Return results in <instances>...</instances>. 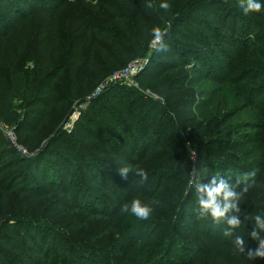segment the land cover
Listing matches in <instances>:
<instances>
[{
  "label": "trees",
  "instance_id": "trees-1",
  "mask_svg": "<svg viewBox=\"0 0 264 264\" xmlns=\"http://www.w3.org/2000/svg\"><path fill=\"white\" fill-rule=\"evenodd\" d=\"M80 1L85 3L86 0H0V53L5 49L8 38L12 37L13 32L14 37L18 39L23 30L27 31L31 23L29 18L36 12L49 11L53 15H57L68 3L70 6H74ZM135 1L137 0H99L100 7L104 10L102 12L103 25L88 24L86 26L92 35L93 42H84L87 49L83 48L78 54L70 55L69 61L74 62L70 69V79H72L70 83L75 82L76 78L73 75H76L75 69L81 66L82 60L100 61L94 66L99 70V73L92 79L95 81L94 84L98 85L113 71L124 66L127 61L144 57L152 39L151 33L150 35L147 33V23H154V26L168 28V34L164 39L169 48L164 52L156 50L152 52L148 67L138 76L137 81L143 86L155 84L153 71L157 69L160 71L159 77L161 78L174 73L187 72L188 74H181L185 75L182 76V79L187 87H194L201 83L207 85L209 76L206 70L210 68V65L212 66L211 59L220 61V57H222L220 52L229 51L235 60L233 68L227 74V77L229 75L228 79L219 80L213 84V88L204 92L205 98L197 103L196 111L199 116H204L218 102L228 106L230 110L222 116L218 128H211L213 143H207L206 147L198 145L197 148L196 141L190 142L187 136L181 134L180 127L177 126L179 114H174L173 120L168 122L164 128L157 129L155 138L150 139L148 138L150 132L155 130V126L150 125L151 121L149 120L152 108H148L144 116L141 117L143 121L136 124L138 109L135 104L122 106L121 114L113 116L114 123L111 124L112 131L109 132V138L99 135L93 138V135L85 128L89 119L86 118L87 115L82 114L72 134L67 135L66 138L55 137L46 146L43 157H48L52 163H55V158L62 161L61 158L65 157L62 156L65 153L60 150L64 151L66 148L68 150L73 147V150L77 151L81 148L76 153L78 158H76L74 166H78L77 169H68L69 166L66 164H62L59 169H57L58 163L55 166L57 170L55 169L53 180L56 182V186L61 189V197H64L58 207L63 208L70 216L81 214V217L86 218L82 219L89 222H107L109 225L101 229L100 232L94 231V233L88 234L87 237L92 238L91 243H94V246H82L77 249L71 244L60 242L57 237L55 239L58 242L54 240L55 243L49 245L48 239L51 238L40 236L41 233L36 230H29L22 234L16 233L14 227L0 221V264H24L33 257H36L41 264H138L137 253L140 251L142 241L141 239L136 240L137 238H133V236L141 234L142 231H163L165 228H176L177 233H186L184 230L187 228L185 220H190L195 224L196 232L194 234L199 236V240L203 243L202 246L189 248L179 242L177 238H167L159 247L156 243L151 242L152 236H145V246L148 245L152 250L145 254L144 264H205L207 260L215 259V257L217 260L222 259L225 251L235 256L237 264H264V258L257 257L248 260L246 255L234 254L233 244L225 242L228 237L224 235L225 224H215L210 218L198 219L197 214L189 210L191 204L189 197L195 190L189 189L188 185L193 167L199 172L200 178L203 173H207L210 168L215 167L219 171L216 177H223L233 183L236 179L232 175H235L236 178L242 177L243 174L253 169L257 170L255 180L264 176V94H262L264 88L257 86L264 81V20L256 19L258 17L254 13L244 15L235 2H225V0H186L182 7L179 5V0H156L154 8L151 10L147 8L150 10L149 16L146 15L145 5L139 4L138 6V3H134ZM162 2H167L170 5L167 11L159 7ZM84 9L90 11L89 7H84ZM232 16L236 18L232 19ZM40 27L43 28L42 25ZM101 40H105L106 44L101 45L99 43ZM95 41H97L96 44L99 43L98 46L90 50L89 46L94 45ZM34 44L38 51L42 49V46H45V44L41 45L38 41L36 42L35 39ZM241 45L247 50L246 55L239 58V52L238 50L236 52L235 48ZM114 53H120L119 60L110 58ZM17 54L16 51V56ZM53 54L49 53L45 59L46 62H40L38 55L30 58L34 55L32 53L19 59L12 56L13 60L6 65V74L4 76L0 74V122L7 129L15 130L18 143L26 147L29 153L25 155L20 153L21 151H17L15 149L18 147L17 142H10L5 130L2 129V126L0 127V184L3 183L0 185V189L6 188L7 192L18 197L23 207L28 209L37 206L42 200L50 199L47 190H40L33 178L30 179L35 182L30 184L29 180V177L38 178L40 176V164L43 163H40L35 156L34 148L37 144L33 142H35L36 133L44 125L50 115L48 111L56 103L68 101L71 104L75 102L73 97L75 93L71 90L70 85L63 100L57 101L53 98L54 94L58 92L53 88L54 83L64 72V67L58 66L56 70L38 82L43 70L50 66V58ZM242 61L251 64L243 69L242 74H234V69ZM82 68L91 67L83 66L79 69L83 71ZM127 92H133L144 98L138 88L122 84L108 86L100 97L105 96L110 100L118 95L123 96ZM91 95L92 92L84 95L82 102L87 101ZM203 95L201 97H204ZM92 101L95 102L94 99ZM261 105H263L262 109ZM169 114L168 109H163L161 117L169 116ZM243 114H249L251 118L254 116L253 122L249 121L242 127L252 134H240V131H235L231 125ZM23 115H25L24 120H22ZM159 116L160 114L157 113L154 120H157ZM30 119L31 124L28 123ZM201 129L206 131L204 127ZM172 134V139L168 140L167 137ZM67 139H73V143L66 144ZM90 139L95 142L89 146L81 147L78 144L82 141L83 146ZM186 141L190 143V147H187ZM248 146H252V151L243 155L242 158H248L252 153L260 151V163L256 160H252L250 163L242 160L235 161L232 157L227 161L224 160L228 153L237 154L240 152L239 155H241ZM183 147H186L184 151L188 153L187 158L183 157L184 153L181 154V151H178ZM210 148L212 151L214 150V152L209 150L211 154L207 151ZM218 149L223 150L222 160L215 159L214 154ZM90 152L96 156V159L94 156L86 154H90ZM194 152L197 154L196 161L191 158V153L194 154ZM153 153H156L155 158L159 155L160 159L157 161V168L151 174L156 179L147 187V194L140 195V187H135L133 184L135 179H132L131 185L134 186L132 197L127 198L129 200L123 198L124 193L132 191L125 189L124 186L120 187L117 183L110 184L114 179V174H117V169L125 164L138 165L143 155L148 158L154 155ZM40 156L39 154L38 157ZM97 160L110 167L111 174L99 170L98 164H96ZM25 165L28 166L26 171ZM22 166L24 167L19 170L24 173L18 177L14 170ZM177 167H183L184 171L178 172L177 169L175 170ZM229 170H234V173L228 172ZM58 171L61 173L60 175L64 176L63 182L57 176ZM149 176L148 174V178ZM22 177L24 182L21 184ZM166 180V185H164L163 182ZM203 180L205 181L207 178ZM55 182L52 183L55 184ZM40 183L44 184V182ZM85 186H88L89 190H85ZM258 186L259 184L256 183L255 188ZM252 187H249L248 190L250 191ZM164 188V197L170 205L166 212L167 215L176 216L174 223L158 224L160 222L159 207L156 205L148 220H139L131 214H122L117 218V221L120 222L119 227L122 229L123 239H128L126 251L119 240L113 242L104 239L108 235H114L115 229L112 226V217L109 215L111 212H114L116 208H121V205L130 202L134 197L141 198L145 203L153 198L159 200L158 194L163 192ZM249 191L242 196L240 205H243L246 200L253 207L263 206L264 202L262 204L255 203L252 196L245 197ZM84 195H86L85 202L82 200ZM103 197L107 199L105 204L101 202ZM185 198L187 202L183 204ZM181 201L183 203L177 206L176 204ZM41 209H43L42 212H40ZM35 211L36 219H40L46 208L42 205ZM5 220L12 224L25 221L23 217ZM81 224L82 222H79V225ZM243 224L244 227L252 231L254 219L248 220L247 224L243 221L241 225ZM34 225L43 230L46 229L43 228V224ZM101 241L103 242L99 246L97 243ZM102 255L106 258L110 257L112 262H102L100 259Z\"/></svg>",
  "mask_w": 264,
  "mask_h": 264
},
{
  "label": "rangeland",
  "instance_id": "rangeland-1",
  "mask_svg": "<svg viewBox=\"0 0 264 264\" xmlns=\"http://www.w3.org/2000/svg\"><path fill=\"white\" fill-rule=\"evenodd\" d=\"M195 1V0H194ZM235 2L236 0H225V2ZM83 1H80L77 4H74V6H70L68 3L64 9H62L57 15H53L51 12H36L34 15L30 16L29 21L30 26L27 29V31L24 32V30L21 32V37H14V32L12 33V37L8 38V43L5 47L4 50L1 51L0 53V63L2 64L0 66V74L4 76L6 74V65L9 64L13 58L12 56H16V51H17V56L16 59H19L23 56L29 55L30 53L34 54L30 56V58L37 57L40 60V62H46L45 59L48 57L49 53H54L51 58H50V66L46 67L43 72L41 73L40 77L38 78V82L42 81L46 75H48L50 72L56 70L58 66L64 67V72L62 75L59 77V79L54 83L53 88L58 90L56 94H54V100H63L64 99V94L68 93L69 90V85L71 86V90L75 93L74 100L75 102L69 103L64 102V103H59L55 104L50 112V115L47 120H45L44 125H42L41 129L36 133V139L35 142L37 146L34 148L35 149V156L36 159L39 160V162H43L40 164V176L38 178L35 177H29L30 184L32 182H37L40 190H47L48 192V197H50L49 200H42L39 202L37 206H33L31 209L23 207V204L21 200L14 196L12 193L7 192L6 188L3 190L0 189V221L1 223L5 224H10L8 226L14 227V230H16V233H23V232H28L36 230L37 232H40V236L43 235V237H50L51 239H48L49 245L54 244L55 237L59 239L60 242H64L67 244H71L74 248L77 247V249L81 248L82 246L84 247H92L94 246L91 243L92 238H88L89 233H94L100 232L101 229L109 225L107 222H100L97 221L95 222H89L88 220H84L86 218L81 217L80 215H69L63 208L58 207V204L62 200L61 197V189L56 186V182L53 180L54 178V173L59 167H62V164H66V166H69L68 169L75 170L78 168V166H74L76 164V158L78 156L76 155L77 152L80 151L81 148H79L77 151L73 150L74 148H66L64 151H61L60 149L56 148L57 150H60V152H64L62 156H65L61 158L62 161H60L58 158H55V163H52V160H50L48 157H43V152L46 151V146L49 144V142H52L55 137H62L66 138L67 135L72 134L78 120L82 116V114L87 115L86 118L89 119V122L86 123L85 128L88 129V132L93 135V138L97 135L103 137V138H109V132L112 131L111 124L114 123L113 121V116L114 115H119L121 114L122 111V106H131L134 105L138 109L136 112V124H139L142 122V115L144 116V113L148 108H152V113L150 117V121L152 126H155V130L153 132H150L148 138H155V131L157 129H162L164 126L173 120L175 117L174 114L178 115L179 114V121L177 123V126L180 127L181 134L183 136H187V139L189 141H196L195 145L196 148L198 145L206 147L207 143L212 144V134H211V128L215 127L218 128L219 122L222 118V116L228 112L230 109L228 106H224L223 103L218 102L215 104L209 111L205 113L204 116H199V114L196 111V105L197 103L202 100V98H205V95H203L204 92H208L211 88H213V84L218 82L219 80H227V74L231 71L233 68V62H234V57L233 54L230 53L229 51H221L220 55V61L216 59H211L210 63L212 62V66L210 65V68H207L208 72V83L207 85L204 84H198L197 86L194 87H187L184 84V79H182L181 75L182 73H174L168 77L161 78L159 77L160 71L155 69L153 71L155 78V84H147V85H142L140 82H138L139 87L138 89L142 92L144 95V98L138 94H135L133 92H127L125 95H118L117 97L110 99L107 97L101 98L100 95L97 93V90L99 86H102L105 82L109 81L108 86L114 85V82L111 81L112 76L117 73V72H122L125 68L129 66V64L133 61L132 59L127 61L124 66L120 67L118 70L113 71L108 77H106L104 80H102L98 85L94 84L95 81L92 79L94 76H96L99 73V70L95 69V63L100 62V61H95L91 60V62H88L86 60L81 61V66H78L76 70V75H73L76 79L75 82L70 81V69L74 65V62L71 60L69 61L70 55L72 56V53H79V51L83 48L87 47L85 46L84 42H93L92 35L89 33V30L86 28L88 24H98V26L103 25L102 22V12L104 10L100 7L99 0H86L85 3H82ZM150 2V0H137L134 3L141 4V6L145 5V12L146 15L149 16L150 10L147 9L146 4ZM153 4H155L156 0H151ZM186 0H179V5L182 7L185 4ZM262 4H264V0H259ZM157 4V3H156ZM86 5V6H85ZM5 6V5H2ZM84 7H89L90 11L88 12ZM99 7L101 11L99 10ZM89 13V14H88ZM88 14V15H87ZM255 16H257L258 20H264V9L261 10L259 13H254ZM236 18L235 16L231 17ZM9 22H11V19H9ZM55 24V25H54ZM154 23H147V33L150 35V30L155 27L153 25ZM42 25L43 28L40 26ZM91 25V26H92ZM26 26V24H25ZM90 26V27H91ZM39 27V28H38ZM41 28V29H40ZM34 39L35 41L39 42L41 45L45 44V46H42L41 50H36V44H34ZM46 41V42H45ZM97 41H95L93 44L89 46V49H95V47L98 46L100 43L101 45H105L106 42L105 40H101L98 44H96ZM96 44V45H95ZM49 45V46H48ZM236 52L238 50L239 58L242 56L246 55V50L247 48H244L241 46H236ZM155 50V48L149 44V49L147 54L142 57L143 61L145 62V68L147 64L150 62V58L152 55V52ZM50 51V52H49ZM60 53V54H59ZM123 53V52H122ZM73 54V55H74ZM124 55V53H123ZM120 53H114L113 55L110 56L112 60H119ZM84 63V64H83ZM83 64V65H82ZM239 65L234 69V74H242L243 69L247 68V66H250L251 63H244V61L238 63ZM29 65V64H28ZM83 66H89L91 68H82L83 71H81L79 68ZM96 72V73H94ZM187 73V72H185ZM183 73V74H185ZM188 74V73H187ZM179 76V77H178ZM138 78V77H137ZM176 78H179L178 80H175ZM103 82V83H102ZM121 83V82H120ZM97 85V86H96ZM96 86V87H95ZM127 86L132 87V85L127 84ZM258 87L264 88V81L257 84ZM102 90L101 93H104L106 90V86ZM92 92L91 97L87 101L82 102L83 96L86 95L88 92ZM264 94V91L263 93ZM204 97H201V96ZM100 98V99H99ZM165 98V99H164ZM92 99L95 100V102L92 101ZM73 100V101H74ZM264 100V99H263ZM92 101V102H91ZM163 104V105H160ZM19 105V104H18ZM118 105V106H117ZM262 106L260 108L262 109ZM136 109V110H137ZM163 109H168L170 111L169 116H164L161 117L163 114ZM143 111V112H142ZM24 112V111H23ZM22 112V113H23ZM36 112V109H35ZM157 113L160 114L159 118L157 120H154L155 117L157 116ZM174 116V117H173ZM25 115H23L22 120ZM256 118V117H255ZM254 116L251 118L249 114H243L241 117L235 119L231 125L234 127V130L237 131L239 130L240 134H252L250 131H246L242 129L243 126L246 125L249 121L253 122ZM26 120V118H25ZM258 120V119H257ZM28 123L31 124V119L28 120ZM0 124H2L0 122ZM58 126V127H57ZM206 128V131L201 128ZM232 127V128H233ZM6 127L2 125V129L5 130V134L7 136V139L11 142V137L9 136V132L14 135L15 142H17V148L15 149L17 151H21L20 153L24 154V150L27 151L25 155H28V150L26 147L18 143V137L15 133V130L13 131L12 129H5ZM154 133V134H153ZM176 131L174 132V134ZM180 134V132H179ZM27 137V135H26ZM173 134L168 136V140L172 139ZM24 142V141H23ZM66 144L71 145L70 143H73V139H67ZM92 139L86 141V144L82 146V141L79 142L78 144L81 145V147H86L91 144H93ZM187 142V141H186ZM25 143V142H24ZM180 143L182 144V140L180 138ZM190 147V143H186ZM220 146V145H218ZM186 147H183L181 151V154L184 153L183 157L188 156V153H186L184 150ZM210 149H207L209 152ZM252 151V146L246 147L242 154L239 155L240 152L237 154H231L228 153V155L224 158V160H229L231 157L233 160L238 161L242 160L243 162L250 163L252 160H256L258 163H260V151L257 153H252L250 157H244L242 158L243 155L249 154ZM264 151V149H263ZM177 152V151H176ZM211 152H214V150ZM211 152H209L211 154ZM42 153V154H41ZM223 150H219L214 154L215 159H221L222 160V154ZM41 155L38 157V155ZM89 156H94L96 159V156L90 152L86 153ZM154 155L149 156L148 158H145V155L142 156L140 163L138 164L140 167L145 169L148 174L150 175L148 180L140 187V195H145L147 194L146 189L149 186L151 182L156 179V177L153 174V171L157 168V161L160 159V156L157 155V158H155L156 153H153ZM61 156V157H62ZM194 157V159H193ZM191 158L193 161H196L197 154L194 152L191 153ZM58 163L57 169H56V164ZM93 163V162H91ZM71 164V165H70ZM98 164V169L106 171L107 173L111 174V169L110 167L103 165L100 160H97ZM159 164V162H158ZM216 165V164H214ZM24 166L19 167L18 169L14 170V173L20 177L22 176V173L24 171H20L19 169H22ZM25 171L28 170V166L25 165ZM44 168V170H42ZM194 168V167H193ZM56 169V170H55ZM178 172H183L184 169L183 167H177ZM59 172V171H58ZM228 172L234 173V170L231 171L229 170ZM192 173V171H191ZM191 173L189 176V180L191 179ZM61 173L59 172L57 174L58 178L63 182L64 181V176L60 175ZM219 171L215 168L212 167L209 169L207 173H203L201 176V180L204 181V178H207L204 182H207L211 176H218ZM114 179L110 182V184L117 183L120 187L124 186L125 189H130L131 191L135 187H138L134 182V186L131 185V180L135 179L138 180L139 177H129L128 180H123L121 177L117 174H114ZM236 179L235 175H232ZM30 178H33L32 181ZM45 178V179H44ZM23 180V181H22ZM21 184L24 182V179L20 180ZM40 182H44L43 185H41ZM52 182H55L53 184ZM166 181H164V185H166ZM79 183V182H78ZM256 183L259 184L257 188H255V185L250 189L248 194L245 197H251L253 198L255 203H260L264 202V176L260 177L259 179H256ZM255 183V184H256ZM3 184V183H2ZM0 184V185H2ZM36 184V183H35ZM36 184V185H37ZM189 185V184H188ZM62 187V185H61ZM85 190H89L88 186H85ZM166 188V186H165ZM165 188L164 191L158 194L159 198V204H158V215L160 218V222L158 224H166L167 222L169 223H174L176 220V216H170L167 215L168 213L166 212L168 207L170 208V205L168 201L165 199ZM186 188V187H185ZM190 189V187H189ZM188 192V191H187ZM131 193V194H130ZM126 192L124 193L125 199L129 198L130 196L132 197V192ZM164 195H161V194ZM190 202L191 204L189 205V210L196 214L194 209L197 207V198L195 191L191 194ZM86 195L82 197V200L85 202ZM130 199V198H129ZM127 199V200H129ZM141 199V198H140ZM105 197L101 198L102 204H105L107 201ZM99 201V200H98ZM180 201V199H179ZM123 202V201H122ZM121 202V203H122ZM184 202V203H183ZM183 202H178L176 205H181L182 203L185 204L187 202V199H183ZM120 203V205H121ZM254 203V204H255ZM46 208L45 213L42 215V218L36 219L37 216L35 209L38 208L39 206H42ZM241 207V212L239 213L242 222H246L250 219H254V216L257 214L264 215V204L263 206L260 205L258 207H253L250 203H248L246 200L244 201L243 205H240ZM102 209V206H101ZM121 208H116L114 212H111L109 215L112 217V226L114 227V235H108L107 241H117L119 240L120 244L124 246V251L127 250L126 248V242L128 239H123L122 237V229L119 227V223L117 221V218H119L122 213H121ZM32 210V211H31ZM43 209L40 210L42 212ZM169 212V211H168ZM17 218V217H23L25 221L21 223H7L8 220H5L7 218ZM84 218V219H82ZM88 218V217H87ZM116 219V221H115ZM40 222V223H38ZM79 222H82L81 225H79ZM183 223V221H182ZM185 225L187 228H184L186 233H177L176 228H165L163 231H154V230H149V231H142L141 234H137L133 236V238H137L136 240L142 241V245L140 247V251L137 253V256L139 258V261L137 262L138 264H144L145 263V254H148L149 250H152L150 247L145 246V236L146 237H151L152 236V241L153 243H156L161 247L162 243L167 240V238H177L179 242L184 244L185 246L189 248H196L199 246H202V242L199 240V236H196L194 233L196 232L195 229V224L190 222V220H185L184 221ZM33 224V225H31ZM34 224H43V228L46 229H41L35 226ZM225 224V223H223ZM242 224V223H241ZM7 227V226H6ZM228 226L225 224V229ZM51 230L48 232L47 230ZM13 231V230H12ZM54 231V232H52ZM179 231V230H178ZM58 232V233H57ZM250 232L251 230L249 228L244 227L243 225H240L239 228L234 229L233 235L228 236L227 240H225L226 243L233 244V239L236 235H240L245 239V243L247 245V248H252V247H258V244L255 240H252L250 238ZM33 235H35L33 233ZM3 236V235H2ZM132 238V239H133ZM125 241V242H124ZM56 242H58L56 240ZM80 242V243H78ZM101 242H98L97 244L100 246ZM57 246V244H56ZM158 247V248H159ZM246 248V251H247ZM99 256V255H98ZM97 257V256H96ZM102 262H107L111 263L112 260L111 258H106L105 256L100 257ZM38 259L36 257L30 258L27 263L24 264H41L37 261ZM210 264H237V261L235 259V256L231 253H228V251H225L222 259L217 260L211 259L207 260V263Z\"/></svg>",
  "mask_w": 264,
  "mask_h": 264
},
{
  "label": "clouds",
  "instance_id": "clouds-1",
  "mask_svg": "<svg viewBox=\"0 0 264 264\" xmlns=\"http://www.w3.org/2000/svg\"><path fill=\"white\" fill-rule=\"evenodd\" d=\"M236 6L244 15L259 13L264 9V4L259 0H236ZM146 7L151 9L155 5L150 0ZM159 7L167 11L170 5L167 2H162ZM150 33L152 36L150 43L155 50L157 52L167 51L169 46L164 38L168 34V28L155 26L150 30ZM117 173L123 180H128L129 177H139L138 180H133L138 187L148 180L147 171L139 165L125 164L119 166ZM256 174L257 170L253 169L243 174L242 177H237L234 183L216 176L204 182L201 180L199 172L193 168L189 187L195 190L197 207L194 211L197 218H210L215 224L225 223L228 227L225 229L224 235L232 236V230L239 228L242 223L239 215L241 212L240 200L249 187L255 185ZM158 204L159 200L156 198L145 203L139 197H134L130 202L121 205L120 210L122 214H131L139 220H148L152 216L154 207ZM262 234H264V215L257 214L254 216V227L250 232V238L257 242L258 247L247 248L245 239L240 235H236L233 239L234 254L246 255L248 260L257 257L264 258V235Z\"/></svg>",
  "mask_w": 264,
  "mask_h": 264
},
{
  "label": "built area",
  "instance_id": "built-area-1",
  "mask_svg": "<svg viewBox=\"0 0 264 264\" xmlns=\"http://www.w3.org/2000/svg\"><path fill=\"white\" fill-rule=\"evenodd\" d=\"M150 63V62H149ZM149 63L147 64L146 68L148 67ZM145 62L143 59L138 58L133 60L127 68H125L122 72H117L112 76L111 81L114 82V84H122L126 85L130 84L132 87L138 88L139 84L137 82V77L145 71ZM121 82V83H120ZM109 81L105 82L102 86H99L97 93L101 94L102 90L105 88L104 86L108 87ZM138 86V87H137ZM2 124H0V127ZM9 136L11 137V140L15 142L14 135L9 132ZM27 151L24 150V154H26Z\"/></svg>",
  "mask_w": 264,
  "mask_h": 264
}]
</instances>
